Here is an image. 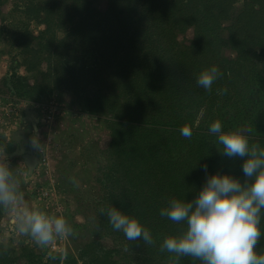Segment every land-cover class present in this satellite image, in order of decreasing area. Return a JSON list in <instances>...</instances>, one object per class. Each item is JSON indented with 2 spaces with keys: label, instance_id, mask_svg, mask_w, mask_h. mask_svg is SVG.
I'll list each match as a JSON object with an SVG mask.
<instances>
[{
  "label": "trees",
  "instance_id": "16d2710c",
  "mask_svg": "<svg viewBox=\"0 0 264 264\" xmlns=\"http://www.w3.org/2000/svg\"><path fill=\"white\" fill-rule=\"evenodd\" d=\"M8 1L0 0V38L10 47L1 86L27 101L68 96L72 112L106 122L110 141L94 157L104 162L85 222L69 218L74 249L44 260L31 246L18 253L0 243V264H200L161 250L162 238L183 224L160 209L172 197L196 195L205 163L209 173L242 177V158L223 156L210 121L244 130L264 148V0H242L238 11V0ZM212 65L221 75L206 90L196 77ZM202 108L191 137L181 135ZM108 205L139 218L153 243L113 230L99 211ZM257 247L264 251V236Z\"/></svg>",
  "mask_w": 264,
  "mask_h": 264
},
{
  "label": "clouds",
  "instance_id": "9594fccd",
  "mask_svg": "<svg viewBox=\"0 0 264 264\" xmlns=\"http://www.w3.org/2000/svg\"><path fill=\"white\" fill-rule=\"evenodd\" d=\"M220 75L219 68L212 65L197 74L196 83L210 90ZM203 117L202 108L192 124L181 126V135L190 138L193 126H198ZM208 132L216 138L224 157L242 158V177L219 169L209 173L205 163L206 177L196 195L187 200L172 197L160 209V216L183 224L178 234L162 238L160 248L176 257H192L200 264H264V251L257 247L264 236V148L250 143L244 130L225 129L220 119L210 121ZM33 144L39 148L35 141ZM70 181L78 186L76 177H70ZM99 211L126 239L153 243L151 230L121 207L108 205ZM0 213L7 214L15 229L38 246L74 234L66 215L50 214L26 200L21 169L4 155H0Z\"/></svg>",
  "mask_w": 264,
  "mask_h": 264
},
{
  "label": "rangeland",
  "instance_id": "374dc122",
  "mask_svg": "<svg viewBox=\"0 0 264 264\" xmlns=\"http://www.w3.org/2000/svg\"><path fill=\"white\" fill-rule=\"evenodd\" d=\"M8 5H11L10 0ZM242 5L243 1L238 0L234 5L235 11L240 10ZM31 28L37 31L39 26L33 22ZM8 50L10 47L0 38V79L8 70ZM225 53L233 55L230 49L225 50ZM20 73L27 74L23 67L20 68ZM68 99V96L61 94L38 102L14 99L0 83V155L7 156L12 165L21 169L22 188L30 204L50 214H64L68 220L73 216L75 221L83 223V213L89 210L86 206L90 198L89 192L98 186L95 177L99 164L104 162L101 157L100 163H96L94 157L108 145L110 135L105 121L72 112ZM26 114L29 116L26 117ZM29 127L32 129L27 133L26 129ZM13 133L26 134L35 154L40 158L32 172L29 171L24 155L15 154L18 148L26 147V144L23 140L14 139ZM83 153L90 157L86 165L83 164ZM43 161L48 164L45 165ZM70 177H76L78 186L73 185ZM42 188L46 189L43 194L40 193ZM80 198H84L85 203ZM78 232L82 234L84 231L78 229ZM0 243L16 248L18 253L26 246H31L42 254L44 260L51 255L63 256L75 246L71 235L58 237L48 246H38L29 236L20 234L15 229L7 214L0 219ZM59 264H63L62 260Z\"/></svg>",
  "mask_w": 264,
  "mask_h": 264
},
{
  "label": "water",
  "instance_id": "95a60500",
  "mask_svg": "<svg viewBox=\"0 0 264 264\" xmlns=\"http://www.w3.org/2000/svg\"><path fill=\"white\" fill-rule=\"evenodd\" d=\"M30 108H32V107H30ZM32 109H34V108H32ZM33 125L36 127V122H34ZM30 130H31V128H28L27 133H29ZM14 139H19V136L14 135ZM21 139L25 142L26 147L22 146L21 148H18L16 150L15 154H23L24 155V158H25L26 164L29 168V171L32 172L37 167V165L39 164L40 158L37 156V154H35V151L31 145V143H29V141H28L27 135L24 134L21 137Z\"/></svg>",
  "mask_w": 264,
  "mask_h": 264
},
{
  "label": "crops",
  "instance_id": "0c3cea01",
  "mask_svg": "<svg viewBox=\"0 0 264 264\" xmlns=\"http://www.w3.org/2000/svg\"><path fill=\"white\" fill-rule=\"evenodd\" d=\"M28 116H29V115L26 114V117H28ZM30 116H31V115H30ZM29 128H31V127H29ZM31 129H32V128H31ZM26 130H28V128H27ZM14 135H15V136H19V139L22 140L21 137L23 136V134H22V135H19V134H17V133H13V136H14Z\"/></svg>",
  "mask_w": 264,
  "mask_h": 264
},
{
  "label": "built area",
  "instance_id": "2783aa9c",
  "mask_svg": "<svg viewBox=\"0 0 264 264\" xmlns=\"http://www.w3.org/2000/svg\"><path fill=\"white\" fill-rule=\"evenodd\" d=\"M43 163H44L45 165L48 164V163H46V161H43ZM45 190H46V189L42 188L41 191H40V193L43 194V192H44ZM46 193H47V192H46ZM46 193H45V194H46ZM59 249H60V248H59Z\"/></svg>",
  "mask_w": 264,
  "mask_h": 264
}]
</instances>
